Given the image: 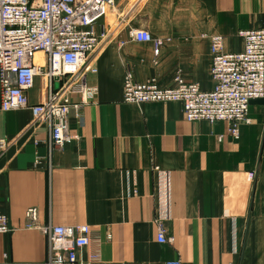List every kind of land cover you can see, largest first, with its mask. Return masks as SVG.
<instances>
[{"label": "crops", "instance_id": "crops-1", "mask_svg": "<svg viewBox=\"0 0 264 264\" xmlns=\"http://www.w3.org/2000/svg\"><path fill=\"white\" fill-rule=\"evenodd\" d=\"M256 28H264V0H115L88 59L97 96L82 118L69 117L79 140L51 151L47 127L32 126L29 110L0 111V141H8L0 213L11 228L0 234V264H47L44 236L25 229L31 207L40 224L98 232L96 264H264V101L251 103L236 138L223 122H187L179 103L122 101L127 71L136 83L167 89L179 73L211 90L210 37L238 52L237 32ZM136 30L162 41L157 58L151 43L132 39ZM45 94L36 77L30 105ZM159 227L171 242L158 243ZM81 259L75 264H89Z\"/></svg>", "mask_w": 264, "mask_h": 264}, {"label": "built area", "instance_id": "built-area-1", "mask_svg": "<svg viewBox=\"0 0 264 264\" xmlns=\"http://www.w3.org/2000/svg\"><path fill=\"white\" fill-rule=\"evenodd\" d=\"M114 6L115 0H0V111L29 110L32 126L47 127L51 151L79 140L69 132V117L82 118L84 107L97 96L98 89L86 83L87 74L95 73L88 59L105 38L97 26ZM131 36L135 42L151 43L154 57L159 56L161 40L144 30L133 31ZM236 36L242 42L238 52L225 51L224 37H210L211 90L185 81L179 73L174 86L167 89L155 80L136 83L127 71L122 101L133 105L179 103L187 122H223L236 138L239 125L250 123L251 103L264 101V28L239 30ZM37 54L44 56L43 66L35 64ZM36 77L44 79L46 94L41 103L30 105L28 92ZM72 96L78 101H72ZM7 147L8 141L1 140L0 158ZM24 218L25 229L44 236L47 264H75L84 253L87 263L101 262L99 234L89 226L40 224L35 207L26 209ZM10 231L8 216L0 213V234ZM157 241L171 242L161 227Z\"/></svg>", "mask_w": 264, "mask_h": 264}]
</instances>
